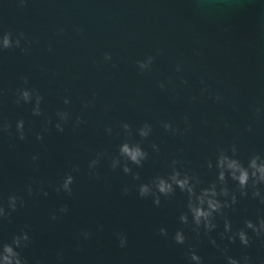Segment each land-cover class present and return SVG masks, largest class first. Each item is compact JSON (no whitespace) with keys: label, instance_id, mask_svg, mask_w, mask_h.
<instances>
[{"label":"water","instance_id":"obj_1","mask_svg":"<svg viewBox=\"0 0 264 264\" xmlns=\"http://www.w3.org/2000/svg\"><path fill=\"white\" fill-rule=\"evenodd\" d=\"M0 32L24 37L20 47L0 52V125L9 126L0 131V204L7 211L8 196L23 200L0 218V241L26 231L30 242L18 251L27 264H191L190 251L202 264H226L227 256L264 264V234L246 230L247 247L219 235L225 218L234 229L264 218L258 199L236 192V204L222 209L217 227L205 234L193 231L190 216L188 224L179 222L187 212L179 189L160 196L159 205L137 194L139 184L166 176L172 160L199 181V191L215 180L207 162L214 165L220 149L235 144L245 164L250 154H264L262 0H0ZM148 55L150 70L139 72L136 61ZM21 87L42 97L39 116L31 102L16 103ZM58 110L69 113L63 132L54 127ZM165 121L175 133L163 129ZM145 122L152 131L141 139L136 128ZM125 140L148 153L140 167L121 160L127 174L120 165L111 168ZM92 159L97 164L89 169ZM66 174L73 177L70 195L56 190ZM226 187L235 190L227 175ZM177 229L183 244L172 239Z\"/></svg>","mask_w":264,"mask_h":264},{"label":"clouds","instance_id":"obj_2","mask_svg":"<svg viewBox=\"0 0 264 264\" xmlns=\"http://www.w3.org/2000/svg\"><path fill=\"white\" fill-rule=\"evenodd\" d=\"M262 2H264V0H262ZM21 3H23V0H21ZM21 39H24L22 33L18 35V38L13 39L10 33L0 32V52L13 46L20 47ZM25 43H27V41H25ZM20 50L21 52H25L27 49L21 47ZM103 59L104 61H108L111 57L108 53H105ZM153 59L154 57L152 55H148L142 60H137L136 67L138 71L144 72L150 70ZM175 70L177 72L180 71L179 64L176 65ZM24 82L27 83L26 80ZM184 82L185 81L181 79V83L183 84ZM158 86L163 88L164 84L159 83ZM216 99H219V97H216ZM21 101L25 104L31 102L32 114L35 116L40 115L42 97L34 90L27 87L19 88L17 90L16 103L19 104ZM63 103L67 105L69 100L65 98ZM84 106L86 107L87 105L85 104ZM260 111L261 109L259 107L255 109L256 113H259ZM55 116L57 117V122L54 127L58 132H63L62 122L69 119V113L64 110H58L56 111ZM185 121L187 122V118H185ZM80 122V117L77 116L73 123V127ZM8 127L7 123L2 124L0 125V131L7 130ZM120 127L123 128L128 135H131L128 123H121ZM162 127L165 131L171 130L172 133H175L176 131V129L172 128L166 121L162 123ZM23 129L24 121L18 119L15 122V130L18 138L21 140L24 139ZM105 131L111 132V129L105 128ZM151 131V126L147 122L136 128V134L141 139L148 137ZM36 139H41L39 132L36 133ZM151 148L154 152L158 151L157 145L154 143L151 145ZM117 152L119 158H112L111 168L115 169L120 165L125 174L130 172V168L127 163L121 165V160L140 167L142 162L148 157V153L141 147L139 142H129L128 140H125L118 145ZM236 153L237 148L235 144H232L227 150L220 149L218 151L214 165L212 161L207 162V167L209 169L213 168V166L216 169L215 180L208 183L206 187H200L199 191H196V185L199 181L195 177L179 171L176 168L177 161L172 160L170 164L171 171L166 176L157 175L149 183L139 184L137 194L140 197L151 195L153 197V204L159 205L160 196L168 197L174 193L175 189H179L181 193H185L187 196V212H181L179 214V222L181 224H188L190 216L191 224L195 226L193 231L198 233L199 229L203 228L205 234H207L217 227L216 223H214V219L221 214L222 209L236 204V192H239L241 197L250 195L251 198L258 199L260 203H264V193H262L261 189L258 187V185H264V154L257 152L250 154L245 164L241 163L237 158ZM36 158V156L32 157L33 160ZM96 164L97 159H92L88 162V168L93 169ZM226 175L227 179H230L234 183V191L230 192L229 188L226 187ZM133 178H137L135 174L133 175ZM72 180V175L66 174L56 190H62L70 195ZM27 191L31 194L32 188L30 184L27 186ZM123 191L127 192V188L123 189ZM44 195H47V193H44ZM221 197L225 199H220ZM18 202L20 206H23V200L18 196H8L7 211L5 210V207L0 204V218H4L9 213L14 212L17 209ZM66 210L67 209L62 206L58 209V212L64 213ZM52 218L55 219V214L52 215ZM246 230H251V232L257 236L264 234V218L257 217L255 223H253L251 219H245L243 221V227L238 229H234L230 220L225 218L223 221V231L219 235L222 239L227 235L229 242L238 240L241 245L247 247L250 237ZM159 233L161 235H166V231L163 227L159 229ZM82 235L85 239L88 237L87 232H83ZM172 239L176 244H183L185 241L183 231L177 229ZM29 242V234L24 230H21L18 234L12 235L10 242L0 241V264H27V261L21 256L18 250L26 247ZM209 243L215 245L216 242L215 240H209ZM125 244V238L120 236L119 246L123 248ZM187 255L191 264H202L201 257L195 252L190 251ZM225 259L226 264H249L247 256H244L241 260L234 259L231 256H227Z\"/></svg>","mask_w":264,"mask_h":264}]
</instances>
